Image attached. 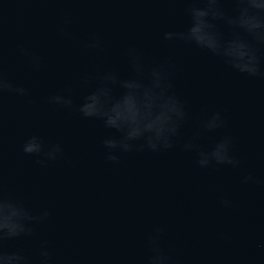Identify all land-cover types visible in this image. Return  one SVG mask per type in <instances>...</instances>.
<instances>
[{
  "label": "water",
  "instance_id": "water-1",
  "mask_svg": "<svg viewBox=\"0 0 264 264\" xmlns=\"http://www.w3.org/2000/svg\"><path fill=\"white\" fill-rule=\"evenodd\" d=\"M0 6L5 74L29 90L3 99L5 189L34 209L52 211L36 235L11 242L13 247L37 259L40 242L47 241L55 264H142L146 234L164 224L173 264H264V183H241L248 171L264 180V79L240 75L194 45L164 41L165 31L189 24L181 0H0ZM65 12L72 16L71 39L58 30ZM93 37L107 51L86 48ZM19 44L41 57L39 71L18 54ZM130 45L149 65L174 63L175 91L190 118L173 149L125 153L119 163L106 162L101 140L111 130L48 104L47 97L72 85L78 103L95 85L81 84L85 73L130 75L123 54ZM216 110L227 127L205 134L200 143L210 147L231 135L239 169L200 168L195 154L182 148L198 118ZM32 133L61 143L64 157L37 164L20 150ZM221 193L232 207L219 203Z\"/></svg>",
  "mask_w": 264,
  "mask_h": 264
},
{
  "label": "clouds",
  "instance_id": "clouds-1",
  "mask_svg": "<svg viewBox=\"0 0 264 264\" xmlns=\"http://www.w3.org/2000/svg\"><path fill=\"white\" fill-rule=\"evenodd\" d=\"M188 5L189 17L186 29L169 30L162 34L169 43H185L205 50L220 58L234 72L264 79V0H181ZM225 5H232L231 8ZM3 8L0 6V264H55L54 253L47 241H41L34 259L24 248L13 247L15 240L33 237L38 226L48 222L52 211L48 208L34 209L19 196L6 192L2 170V111L5 94L27 96L29 90L15 83L5 74L3 55ZM71 14L65 12L59 26L62 37L71 39L69 26ZM90 50L107 51L99 37L85 43ZM18 54L31 68L39 71L41 57L31 49L19 44ZM124 56L131 74L121 75L116 70H106L95 75L85 73L81 77L84 86L95 85L77 103L72 85L47 97V103L79 113L83 118L99 120L104 128L111 130L101 144L106 162L119 163L121 155L133 152L168 151L180 143L181 129L189 120L185 102L177 94L173 82L174 63L169 59L149 65L139 49L128 46ZM227 127V119L221 110L206 113L198 118L193 135L184 140L185 152L194 153L200 168L221 166L239 169L241 158L234 151V138L221 135L210 147L200 143L207 133ZM20 150L36 157V163L46 165L64 157V147L59 142L46 141L38 133L27 136ZM241 183L258 185L264 183L254 171H248ZM219 203L233 206L227 194L221 193ZM167 226L155 225L146 234L147 254L142 264H173L174 251L165 245Z\"/></svg>",
  "mask_w": 264,
  "mask_h": 264
}]
</instances>
